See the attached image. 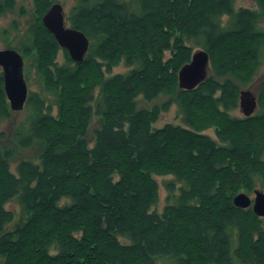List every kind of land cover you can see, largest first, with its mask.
Returning a JSON list of instances; mask_svg holds the SVG:
<instances>
[{"label":"trees","instance_id":"obj_1","mask_svg":"<svg viewBox=\"0 0 264 264\" xmlns=\"http://www.w3.org/2000/svg\"><path fill=\"white\" fill-rule=\"evenodd\" d=\"M54 2L33 0L35 21L5 46L32 54L43 95L28 93L25 127L0 152V264H264V218L233 204L264 189L263 88L257 114L230 116L260 63L264 0L237 11L233 0H75L65 21L89 41L80 64L42 25ZM14 5L0 0V15ZM194 48L212 75L186 91L177 72ZM121 62L133 68L111 75ZM172 105L184 126L153 127ZM10 115L0 72V122ZM35 144L37 159L13 172L16 150ZM167 175L181 185L167 183L158 212L153 176Z\"/></svg>","mask_w":264,"mask_h":264},{"label":"rangeland","instance_id":"obj_2","mask_svg":"<svg viewBox=\"0 0 264 264\" xmlns=\"http://www.w3.org/2000/svg\"><path fill=\"white\" fill-rule=\"evenodd\" d=\"M53 1H55V2L52 4L58 3L62 6L64 21H65V17L67 16L70 8L74 5L75 0H53ZM126 1H131V0H126ZM255 1L256 0H233V9H234V11H237L239 8L257 9V7L255 5L256 4ZM44 14H43V16H44ZM34 21H35V8H34L33 0H15V5H14L13 9L8 11V12H5L2 15H0V50L5 49V46H7V45L14 46L13 44H15L16 40H18L19 37L24 35V32H26L28 27H30V25ZM41 22H42V18H41ZM227 22H228V16H225V15L222 16V18H221L222 26H228ZM65 26L69 27L68 23L66 21H65ZM258 27H260L264 31V22L259 23ZM7 41L11 44H7ZM88 49H89V47H88ZM196 50H198V48H194L192 51V54ZM87 52H88V50H87ZM87 52L85 53L84 58H85ZM192 54H191L188 62H190ZM20 55L23 59V77H24V80H25L26 86H27V97H28V93H30V92H33V93H36L39 95H43L41 90H40V82L37 79L35 68L33 67L32 62H31V60L33 59L32 54L28 58L25 55L24 56L22 54H20ZM168 57H169L168 53L167 52L164 53V59L168 58ZM84 58H83V60H84ZM56 61L59 64H63L65 62L64 55H63L62 51L58 52ZM72 62H74V61H72ZM74 63H76V62H74ZM80 63H82V62H80ZM80 63H77V64H80ZM132 68L133 67L125 66L123 64V62H121L116 67H114L112 69L111 75L124 74V73H127ZM0 72H2L1 68H0ZM206 73L207 74H206L205 79L203 81H201L196 87H198L202 82H204L209 75L210 76L212 75L211 68H210V61H209V65H208V69H207ZM2 80H3V78H2ZM177 83H178V72H177ZM178 88H179V86H178ZM261 88H263L262 90H263V98H264V48L261 51L260 63H259V66L257 68L255 75L253 76L250 83H248L247 85H245L243 87H240L239 95H240V91H249L255 97L256 105H257V97H258V94H259ZM189 91H191V90H189ZM26 101H27V99H26ZM160 101L161 100H159L157 102H160ZM136 103H137V106L139 108H143V107L148 108V107H151V105L154 102L149 103V102L142 100L141 97H138L136 100ZM8 104H9V101H8ZM9 108H10V106H9ZM10 110H11V108H10ZM260 110L261 109H259V107L257 105L254 112L250 116L257 114ZM27 115H28V113L24 109H22L20 111H12L11 110L10 117L2 120L0 122V132L3 133V138L0 139V152H2L4 147L12 146L14 144V136H15L16 132L18 131V127L22 126V125H23V127H25ZM230 116H234L236 118L246 117V116H244L241 108L239 107V104H238V107L236 109L230 111ZM166 124L184 126V124L181 121V114L178 112V108L176 107V105H172L170 107V109L168 110V112L162 113L159 116L158 121L153 124V127L160 128ZM98 126H99V118H97L96 116L93 115L92 119L90 121V124H89L87 136H86L88 143H90V144L93 143V131ZM203 134L209 136L211 139H213L214 141L219 143L217 133H216L213 126L212 127L208 126L206 129H204ZM40 150H41L40 144H35L32 148H29V149L18 148L16 150L15 156L13 158H11L9 161L11 170L13 172L15 171L14 168H15L17 162L21 159H30L32 161H35L39 155ZM153 178L159 187V199H158V202H157L156 206L154 207V209L157 210L158 212H160L166 203V198H167V194H168L167 187H166L167 183L168 184L174 183L175 192H176V189L181 184L179 182H177L176 179L172 175L153 176ZM254 190H258V191L264 193V189H261L256 182L254 185L253 191L250 194H248V196L251 199H253V197H254V194H253ZM241 192H243V191H241ZM67 201H68L67 199H63V200H61L60 204H64ZM6 208L8 210L14 211L15 214H17L19 211V206L14 200H12L10 203H8L6 205Z\"/></svg>","mask_w":264,"mask_h":264},{"label":"water","instance_id":"obj_3","mask_svg":"<svg viewBox=\"0 0 264 264\" xmlns=\"http://www.w3.org/2000/svg\"><path fill=\"white\" fill-rule=\"evenodd\" d=\"M42 24L50 32L62 49H65L72 61L80 63L88 50L89 41L79 30L66 27L63 8L60 4H52L42 17ZM209 55L198 49L190 62L178 71V86L182 90H193L206 77ZM0 68L2 70L3 88L12 111L24 108L27 99V86L23 77V59L13 49L0 50ZM255 97L249 91H240L239 107L244 116H250L256 108ZM251 199L248 194L240 192L233 197V204L240 209L252 208L257 217L264 218V193L254 190Z\"/></svg>","mask_w":264,"mask_h":264}]
</instances>
